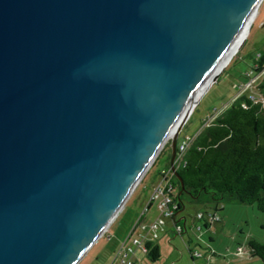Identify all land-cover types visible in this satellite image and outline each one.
<instances>
[{"label": "water", "instance_id": "obj_1", "mask_svg": "<svg viewBox=\"0 0 264 264\" xmlns=\"http://www.w3.org/2000/svg\"><path fill=\"white\" fill-rule=\"evenodd\" d=\"M257 2L0 0V264L76 262Z\"/></svg>", "mask_w": 264, "mask_h": 264}, {"label": "rangeland", "instance_id": "obj_2", "mask_svg": "<svg viewBox=\"0 0 264 264\" xmlns=\"http://www.w3.org/2000/svg\"><path fill=\"white\" fill-rule=\"evenodd\" d=\"M236 45L237 51L232 52L221 72L214 76L189 111L178 131L177 141L191 136L212 117L220 114L238 93L255 95L254 85L261 73L254 75L249 66L255 54L264 50V0H258L255 12L242 29ZM250 80L252 82L247 88H243ZM168 143L169 137L125 199L122 209L74 264L109 263L111 246L127 228L129 221L140 212L157 179V172L165 166ZM173 193L176 194V190ZM180 200V212L185 217L184 231L175 233L172 227L167 233H158L153 241L158 246L155 260H149L141 247H135L132 264H263L257 256L249 254L246 245L248 239L264 241V211L258 210L254 203L234 199L217 202L221 205L217 210L219 220L209 228L201 226L200 230H196L200 221L194 219L195 212L211 209L214 201L194 200L185 194L180 195ZM151 206L154 204L151 203ZM165 223L169 225V220L166 219ZM191 252L193 258H190Z\"/></svg>", "mask_w": 264, "mask_h": 264}, {"label": "trees", "instance_id": "obj_3", "mask_svg": "<svg viewBox=\"0 0 264 264\" xmlns=\"http://www.w3.org/2000/svg\"><path fill=\"white\" fill-rule=\"evenodd\" d=\"M249 70L254 75L261 73L254 85L255 95H235L220 114L189 136L181 158L173 163L182 183L180 193L173 196L178 207L180 195L185 194L194 200L254 203L264 211V50L255 54ZM168 157L169 153L164 167ZM173 185L177 192L179 184L174 176ZM246 245L249 254L264 264V241L248 239ZM143 253L149 260L158 257L152 242L144 243Z\"/></svg>", "mask_w": 264, "mask_h": 264}, {"label": "built area", "instance_id": "obj_4", "mask_svg": "<svg viewBox=\"0 0 264 264\" xmlns=\"http://www.w3.org/2000/svg\"><path fill=\"white\" fill-rule=\"evenodd\" d=\"M251 82L252 80L248 81L243 88H247ZM188 140L189 137H185L178 141L172 163L181 158ZM174 190L173 173L169 166L163 167L157 172V179L151 186L146 203L136 217L131 220L124 232L116 239L111 260L108 264H132L134 248L141 247L144 250V243L154 240L158 233L164 229L165 220L174 218L175 212L179 208L173 197ZM151 203L154 204L156 214L148 222H143L145 212ZM220 207V204L214 202L211 209L196 211L194 219L200 221V224L195 227L196 230H200L201 224L210 226L218 221L217 210ZM172 227L175 233L180 234L184 230L183 225L176 221H172Z\"/></svg>", "mask_w": 264, "mask_h": 264}, {"label": "bare ground", "instance_id": "obj_5", "mask_svg": "<svg viewBox=\"0 0 264 264\" xmlns=\"http://www.w3.org/2000/svg\"><path fill=\"white\" fill-rule=\"evenodd\" d=\"M254 12H255V6L252 7V9L248 13L247 17L245 18V20L243 21V23L240 25V27L236 31L235 35L232 37V39L229 41V43L225 46V48L221 52V54L218 57V59L215 61L214 65L210 68V70L199 81V83L197 84V86L193 90L192 94L190 95L189 99H187L185 105L183 106V108L181 109L180 113L178 114V117L173 121L171 126L165 132V135L163 137V142L160 145L159 149L161 148L163 143L167 140V138L173 133V131L175 130V128H176V126L178 124V122L185 115L188 114V112L191 110V108L193 107V105L197 101L198 97L201 95V93L204 91V89L207 87V85L211 82V80L214 78V76L217 73H219V71L221 72V69L223 68V66L228 62L232 52L234 51L236 42L238 40V37L240 36V33H241L242 29H244L249 17L251 16L252 13L254 14ZM243 38H242V40H243ZM238 45H237V48H238ZM235 51H237V50H235ZM159 149H158V151H159ZM149 164H150V162H149Z\"/></svg>", "mask_w": 264, "mask_h": 264}, {"label": "crops", "instance_id": "obj_6", "mask_svg": "<svg viewBox=\"0 0 264 264\" xmlns=\"http://www.w3.org/2000/svg\"><path fill=\"white\" fill-rule=\"evenodd\" d=\"M258 75V74H257ZM257 78V77H256ZM259 79V78H258ZM182 209V204H180L179 208L177 209V211L175 212V215H174V218L173 219H168L169 220V225L165 223L164 225V229L162 231H160L159 233L160 234H163V233H167L168 231H170L172 229V221H176L178 223H180L181 225H183L184 229H185V217L184 215L180 212V210ZM156 214V211H155V208L154 206H151L149 205L146 212H145V216L143 218V221L144 222H148L149 220H151ZM131 222V220L129 221V223ZM128 223V225H129ZM201 226H203L204 228H209L213 225H203L201 224ZM201 229V228H200ZM184 231V230H183ZM182 231V232H183ZM123 233V232H122ZM154 240L150 241L152 242L156 248H157V251H158V246L156 244V242H153ZM190 258H193V255L192 253H190Z\"/></svg>", "mask_w": 264, "mask_h": 264}, {"label": "flooded vegetation", "instance_id": "obj_7", "mask_svg": "<svg viewBox=\"0 0 264 264\" xmlns=\"http://www.w3.org/2000/svg\"><path fill=\"white\" fill-rule=\"evenodd\" d=\"M217 203V202H216Z\"/></svg>", "mask_w": 264, "mask_h": 264}]
</instances>
